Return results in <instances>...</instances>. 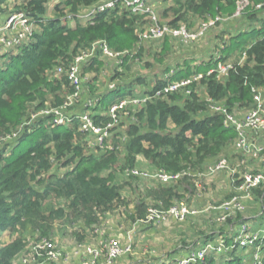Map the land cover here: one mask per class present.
<instances>
[{
  "label": "trees",
  "instance_id": "1",
  "mask_svg": "<svg viewBox=\"0 0 264 264\" xmlns=\"http://www.w3.org/2000/svg\"><path fill=\"white\" fill-rule=\"evenodd\" d=\"M5 1L0 0V3ZM47 1L15 0L14 10L30 17L35 23V31L31 41L18 52L0 54V138L10 134L13 128L22 123L31 104L37 103L36 107H43L49 95L54 96L55 102L52 104L55 106L66 100L64 95L60 96L65 86H69L65 75L51 76L56 66L67 65L75 55L90 48L98 40L105 41L117 52L130 51L138 42L134 33L137 16L109 9L96 14L92 22L77 19L70 26L67 19L69 14L74 15L80 7H88L100 0H64L55 6L56 13L51 18L45 17ZM172 1L174 6L162 10L161 16L165 19L169 11L173 12L174 17L168 23L177 26L181 20H186L188 13L203 20L218 15H233L239 0ZM257 11L251 5L246 7L243 14L253 20ZM260 21L259 27L251 26L231 36L230 39H235L243 32L257 33L251 42L238 48L234 66L221 79H217L216 72H208L219 61H226L230 56L209 59L193 69L186 65L156 81L152 90L148 91L150 94L163 88L169 81L202 74L198 82L191 84L190 93L186 94L183 90L168 93L130 109V115L120 123L126 126L124 167L136 166L137 157L142 156L160 171L172 174L187 168L194 171L191 165L217 155L233 142L235 129L224 126L220 114L209 112L204 97L223 102L229 110L251 106L252 88L264 87V20ZM164 40L161 52H167L169 48L168 37ZM244 53L243 62L237 64ZM127 55L121 65H124ZM100 57L98 52L91 57V62L84 64L82 73L98 72L103 66ZM120 89L116 90L118 95L110 102L103 103L106 95L101 99V110L107 111L113 102L135 96L130 90ZM72 91L68 89L67 92ZM76 111L72 112L68 123L60 125L53 124L52 116L47 115L49 123L40 121L35 127L7 141L0 149V239L3 233L12 236L10 241L0 244V264H15V259L25 247L21 231L27 225L46 236L48 222L65 215L66 211L61 208L49 207L45 210L50 198L64 200L68 210L72 211L74 221L81 222L82 228L99 223L101 216L124 203L120 194L122 187L115 183L116 174L112 171L119 161V144L115 141L112 150L87 149L78 117L87 110L79 108ZM95 111L93 115L90 114L95 123L104 125L109 121L106 112H100L97 106ZM194 155L199 159L193 160ZM61 162L62 167L70 166V169L61 175L52 172L54 164ZM190 179L192 177L186 175L178 182L188 183L189 188L192 186ZM171 183H162L149 189L145 194L149 203L142 200L135 205L131 218L136 220L138 226L146 227L154 223L142 221L149 208L166 210L176 201L183 200L178 185ZM187 187L184 191L188 190ZM263 188L253 189L252 196L258 201L263 198L264 202ZM236 217L239 218L236 226L241 221L246 222L240 213ZM230 218L221 223H228ZM217 237L222 238L224 249L231 250L220 264H252L256 249L260 254V264H264V235L254 247L247 248L239 247L235 241V229L227 234L221 228L218 233L204 235L203 241L214 242L212 240ZM224 249H220V254L226 253ZM188 251L176 252L170 258ZM215 253V250L212 251L196 264H215Z\"/></svg>",
  "mask_w": 264,
  "mask_h": 264
},
{
  "label": "rangeland",
  "instance_id": "2",
  "mask_svg": "<svg viewBox=\"0 0 264 264\" xmlns=\"http://www.w3.org/2000/svg\"><path fill=\"white\" fill-rule=\"evenodd\" d=\"M64 0H48L46 3V15L45 17L51 18L55 15V6ZM15 0H7L0 8L1 13H5L14 9ZM174 6L172 0H157L156 7L159 13L162 10ZM253 6V5H252ZM258 13L255 14L256 18L250 20L247 15L240 9V14L233 15H220L221 19L214 25L209 27L205 34L196 40L183 42L179 38L168 37L169 48L167 52H161L164 44V38L162 41H138L134 49L123 52L120 58L109 59L106 57L102 58L103 66L98 72L82 73V83L79 94L72 98L71 105L65 110L66 113H72L79 108L87 110L89 114L96 113L95 107L97 106L100 112L107 114V111L101 110L100 101L106 95L103 103H108L118 95V88H125L131 91L132 95L142 96L144 93L151 91L158 79L167 77L170 72H175L180 68H185L186 65L195 68L197 65L206 63L209 59L215 60L219 56H230L226 58L228 61H235V52L238 48L251 42L253 38L257 36L255 31L243 32L236 36L235 39H230L234 34L248 29L251 26L259 27L261 24L260 20H264V7L257 9L253 6ZM86 9L80 7L79 13L85 12ZM174 17V13L169 11L168 17L165 18L167 21ZM186 20H181V24L196 31L201 25L202 18L188 13ZM85 18V17H84ZM81 18V22H85V19ZM208 20V19H207ZM75 20L68 19V25L73 26ZM141 48V49H140ZM140 49V50H139ZM18 50V49H17ZM15 50L16 52H18ZM10 53H14L10 52ZM127 55V59L124 60V65H121L123 58ZM122 60L120 63L119 60ZM118 63H116V62ZM169 71V72H167ZM51 76H55L51 73ZM71 87L64 88L60 94L64 95V99H67L71 92H67ZM259 93L264 101V87L258 88ZM129 97H126L128 99ZM55 98L53 95H49L48 99L43 107H36L37 103H33L29 106L27 114L22 123L13 128L12 134H8L0 138V149L4 146L7 141L18 137L23 131L35 127L40 121L49 123L46 120V110H51L55 107ZM223 104V102H221ZM84 106H88L85 107ZM108 108V107H107ZM235 112H240L238 108H234ZM244 110H242L243 112ZM117 132L113 138H109V143L119 144V161L113 167L112 171L116 174L115 183L121 186L120 194L124 199V203L119 204L117 208L111 212L106 213L100 217L99 223L93 224L89 227H80L81 222L74 221L72 211H69L66 207V202L62 199L50 198L45 204V210L49 207L54 209H63L65 215L61 218H55L48 222L47 234L42 236L41 231L34 229L31 225H27L23 229L22 235L25 242V247L20 254L21 257L31 258L33 257L32 244L39 237L51 238L63 252L72 255L73 248H77L80 245L94 244L96 241L109 236H114L120 239H127L131 237L134 250L131 254L122 257L116 261L115 264H155L158 260L170 259V255L176 252H183L192 247H196L199 242H204V235L212 232L218 233L219 230H225L230 233L236 229V223L239 221L236 217L240 213V217L247 222L249 226L256 224V216L259 210L264 207L262 201H258L252 196V198H246L244 201L245 210L243 212H236L230 218V221L226 224L217 222V218L222 214L220 205L222 202L229 197L234 191L233 177L231 176L233 171L230 169H242L237 166L236 158L233 163L229 161L230 169H226L222 173L208 174L206 172V166L216 162L223 157L234 159L236 156L232 154L233 144L227 145L217 155L206 159L205 161L198 162L191 167L194 171L200 173L199 177L192 178L189 181L192 186L187 187L188 183H180L173 181L171 184L178 185V191L183 193V200L188 203L192 210L196 213L187 216L183 221H177L173 218L167 217L164 220L154 221L150 226L140 227L132 220L131 215L135 205L142 200L149 203V200L145 198L146 192L155 187L156 185L162 184L156 174L160 169H155L149 160L144 159L142 156L137 157L136 166L132 167L140 171L149 173V177L128 175L127 170L132 169L128 166L124 167L125 150L124 144L126 140L125 127H116ZM15 136H14V135ZM121 146V147H120ZM21 147L20 149H22ZM229 153V155H224ZM193 160H198L197 156L192 157ZM247 168H255L254 164L248 163ZM123 167L121 170L120 168ZM260 167H264L261 164ZM70 169V166L62 167L61 163H55L52 172H56L61 175L64 171ZM194 184V185H193ZM187 187L188 190H185ZM184 191V192H183ZM181 202V201H176ZM259 202V203H258ZM259 204V210L251 212V208L256 204ZM235 222V223H234ZM138 226V227H137ZM95 229L99 232L96 233ZM228 229L230 232H228ZM12 239V236L7 233L1 235L0 244L6 243ZM221 237L213 239L211 242V248H209L207 254L212 251H216L215 264H220L226 254H229L230 249H224L223 255L220 254L219 245H221ZM211 241V240H210ZM217 246H215V244ZM223 244V242H222ZM214 245V246H213ZM188 247V248H187ZM215 247V248H214ZM238 253V252H237ZM19 255V256H20ZM18 256V257H19ZM18 257L14 263L18 264ZM70 258V257H69ZM75 261L67 260L64 264H74ZM34 264V263H31Z\"/></svg>",
  "mask_w": 264,
  "mask_h": 264
},
{
  "label": "built area",
  "instance_id": "3",
  "mask_svg": "<svg viewBox=\"0 0 264 264\" xmlns=\"http://www.w3.org/2000/svg\"><path fill=\"white\" fill-rule=\"evenodd\" d=\"M156 2L157 0H100L86 7V11L83 13L69 14L67 19L80 20L85 17L84 19L87 23L92 22L98 13L109 9H118L119 12H126L127 15L138 17L134 28L138 41L158 42L162 41L165 37L179 38L183 42L196 40L201 38L209 27L221 19L219 15L215 18H209L202 22L196 31L189 29L186 24L179 23L177 26H172L161 16L157 10ZM251 5L260 9L264 7V0L258 2L256 0H239L234 16L239 15L241 13L240 10L244 11L246 7ZM2 6L3 4L0 3V8ZM34 31L35 23L23 12L11 9L2 14L0 11V54L13 51L15 53V50H19L23 45L31 41ZM97 52L100 54V58L117 59L125 51H114L105 41L98 40L93 42L90 48L82 50L79 54L75 55L67 65L56 66L51 71L56 77L64 74L68 80V85L73 89L72 93L69 94L61 105L52 107L51 110H46L45 113L52 116L53 124H66L70 120L72 113H66L65 110L71 105L72 98H75L80 92L84 64L90 63L91 57L97 54ZM244 57L245 53L237 64H241ZM118 60V63L122 61ZM233 66V61H219L216 67L210 70L208 74L216 72L217 79H221L228 74V71ZM201 78L202 74L198 73L192 75L190 78L169 81L167 85L154 91L153 94L147 92L142 96H133L126 100L125 97L115 101L107 109V114L105 115L109 117V121L104 125L95 123L88 112L80 113L78 116L80 120L79 129L85 134L86 148L112 150L114 143H109L108 140L111 136L113 138L117 132L118 129L116 127L121 125L125 127V125H120V123L130 115L131 108L136 105H144L147 101L165 96L168 93L179 92L181 90L186 94L190 93L192 91L190 89L191 84L198 82ZM252 92V104L249 108L244 109L243 113L229 110L222 103L216 102L208 96L204 97V100L208 103L209 112L220 114L223 116L224 126L235 129L236 137L232 144L234 150L239 154L236 164L242 168L230 169V160L227 157H223L207 165L205 168L208 174L222 173L226 169H230L231 172L233 171L231 176L233 177L234 191L220 205L223 215L217 218L218 222L226 221L228 217H232L236 212H243L245 210L244 200L252 198V190L256 188L262 189L264 186V167H260L261 164H264V101L258 89L253 87ZM247 162L254 164L255 168H247L249 165ZM127 174L149 177V173L135 168L128 169ZM200 174L203 173L187 168L174 174L159 171L156 177L163 183H170L176 182L186 175L196 178ZM262 199L261 201L263 202ZM195 213L196 211L192 210L188 203L181 201L173 203L166 210L149 208L146 218L142 221L144 223L150 221L159 222L167 217L183 221L187 216ZM95 232L98 233L99 231L95 229ZM235 233V241L239 244V247H254L255 243L263 237L264 228H253L246 222L241 221L237 224ZM222 242L223 240L221 239V245L218 247L219 250L223 246ZM202 243H199L196 247H192L187 253L161 260L158 264H196L198 261H203L212 243ZM32 245L33 257L27 258L20 255L17 261L18 264H64L68 259L75 261L74 264H115L118 259L131 254L134 250L130 236L122 240L108 235L106 238L99 239L94 244L80 245L76 249L73 248L72 255L70 253L65 255L66 253L57 247L56 243L48 237H39ZM257 251L258 249L254 253L252 264H260V254Z\"/></svg>",
  "mask_w": 264,
  "mask_h": 264
},
{
  "label": "crops",
  "instance_id": "4",
  "mask_svg": "<svg viewBox=\"0 0 264 264\" xmlns=\"http://www.w3.org/2000/svg\"><path fill=\"white\" fill-rule=\"evenodd\" d=\"M2 4H4V3H2ZM84 8H86V7H84ZM102 59V58H101ZM239 109V108H238ZM242 110H244V109H239V113H243L242 112ZM76 112H78V111H76ZM234 147H232V149H233ZM235 154V158L234 159H232V158H230L229 160L233 163V161H235L236 160V158H238L239 157V154L233 149L232 150V154ZM224 155H229V153H227V154H224ZM259 203V202H258ZM256 204L254 207H252L251 208V212L253 211V212H256V210L258 209H260L259 208V204ZM264 205V204H263ZM256 224H254V225H251V227H253V228H264V207L261 209V210H259V212L257 213V216H256Z\"/></svg>",
  "mask_w": 264,
  "mask_h": 264
}]
</instances>
